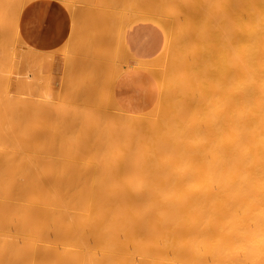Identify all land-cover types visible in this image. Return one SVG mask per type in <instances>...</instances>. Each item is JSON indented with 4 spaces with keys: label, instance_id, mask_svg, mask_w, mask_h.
Instances as JSON below:
<instances>
[{
    "label": "bare ground",
    "instance_id": "obj_1",
    "mask_svg": "<svg viewBox=\"0 0 264 264\" xmlns=\"http://www.w3.org/2000/svg\"><path fill=\"white\" fill-rule=\"evenodd\" d=\"M190 5L187 14L193 12ZM197 5L193 14L198 17L201 10L198 18L205 20L202 11L209 5ZM210 5L214 12L209 23L217 28L206 26L214 34L204 47L205 63L196 49L193 64L179 77L182 68L173 62L181 68L175 87L195 88L204 78L213 96L218 93L217 107L207 111L213 117L204 125L163 126L160 120L138 116L108 132L65 133L54 130L62 123L50 126L43 120L35 127L23 126V112L35 119L31 99L0 98V264H264V0H213ZM200 20L195 19L198 27ZM134 63L161 72V77L165 71L158 70V62ZM30 86L27 74L13 88L30 92ZM168 95L157 100L180 113L183 104L169 102ZM38 128L47 133L49 143H38ZM47 145L58 147L60 159L49 162L54 155Z\"/></svg>",
    "mask_w": 264,
    "mask_h": 264
},
{
    "label": "rangeland",
    "instance_id": "obj_2",
    "mask_svg": "<svg viewBox=\"0 0 264 264\" xmlns=\"http://www.w3.org/2000/svg\"><path fill=\"white\" fill-rule=\"evenodd\" d=\"M23 1H26V0H23ZM23 1L20 2V0H11V1L10 0H2L1 1L2 4H0L1 5L0 11H2V12H0V21H2V22H0V55H1L0 56V72H1L0 74H2V77H3V78L0 77V79L2 78V80H0V98L2 99L3 97L4 98L5 97L6 98L11 97L13 100L14 97L15 98L20 97L22 99H31L33 101V104H35L34 105L35 111L33 110V116L35 117L37 122L35 121V119H33V117H32V119L31 118L29 119V116L28 115L26 116V114H24V112H23L22 115H25L27 117V118H24L25 116H22L24 119L27 120V122H25L26 120H23V118H22V123L24 122L23 126L26 125L29 127V125H30V127H31L33 125L35 127V125L38 124V122L40 123V122H43V120H44V122L48 123L50 126H54L58 123H62V125H60V126H55L54 130L62 131L65 133H69V132L87 133V132H90L93 134L94 132L97 133V132L112 131L113 125L126 123L125 119L128 117H138V116L149 117L150 121L156 119L159 123V120H160V124H162L163 126L176 125V124L186 125V124H191V123H196L198 125H204V124H206L207 119L213 117V116H209L207 111L211 108L217 107L215 101L218 100L219 96H218V93H216V92H215V97L213 96L212 89L210 86H208L206 83H204L205 82L204 78L202 80L201 85H198L195 88L175 87L174 86V82L176 81V79L179 78L180 76H183L182 74H184L186 72L185 68H188L189 65L191 66L193 64V62H194L193 60H195L194 52L196 51V49L199 50V52H201V58H200L201 63H203V64L205 63V60H204V62H202V60L205 59V56H206L205 54H206V49H207L206 47L209 46V44H207V42L210 43L212 41L214 29H215V27L217 28V26L215 24H217L218 26L221 25V24L217 23L216 21H214L215 26L211 25V23H213V22H211V20L213 18L210 16L211 15L213 16V14H211V12L213 13L214 10L212 9L213 5H210V4H213V0H212V2H210L211 0L210 1L209 0H176V2L178 1L177 4L175 1L173 2L172 0H168V1L166 0L167 3L164 2L165 4L163 3L164 0H146V1L145 0H142V1L136 0V2L134 0H122V1L121 0H90V1L85 0V2H84V0H59L61 3H63V5H65L69 9H71L72 7H73L72 9H74V7L77 6L79 9H90V8L93 9L94 8L97 11L100 10L101 17L103 19H106V18L108 19V17H110V15H108L106 13V11L108 13L109 12L114 13L111 15L112 17L114 15L116 16V17L114 16L115 17V18H113L114 20L110 19L112 17H110L108 20L117 21L118 33L119 32L121 33V30H125L128 27L136 26L139 24L150 25V26L154 27L158 33V36L160 38L161 43H160V47H159L157 53L153 57H151V59H149L147 61L151 64H154V65H156L158 62L161 65V66L160 65L158 66V64H157L156 67H159L158 70L163 68V70L161 69V71H164V70L166 71L168 69V73H167V71L166 72L164 71V72H162V74L164 73L163 75L165 76V74L167 73L168 77L169 76L170 77L169 78L166 76L164 77L163 75L161 77L160 71H159L160 72L159 75H157L156 73H152L151 71H149V72H151V74H153L155 79L157 76H159V78L156 79L157 85H158V91H159L158 96H161V95L164 96V95H166L167 92H169V95H168V97L170 98V100H168L169 102L183 104V107H182L180 113H178V114H176V112L174 111V109L172 107H170L166 104V101H165L164 107H162L160 101L157 100L155 106L150 111L143 113V114H129V113L121 111L117 106H115V104L113 102L109 103L107 101V99L104 97H102L99 100L95 99L93 102L88 104V103H86V101L84 99H81V98H78V97L71 95V94L75 93L76 88L68 87L65 92L62 90H58V92H56V91L50 89L49 88V82L47 79V74H46V67H47L48 63L50 64V59H47V60H49L48 63L46 61V58H48V56L45 57V55H44L41 57V56H39L38 53H37L38 55H35L36 53L33 51L23 49V51H24L23 52L22 49H20V45L23 46V44L21 43V41H19L20 38H19V40L17 39L19 36L17 34V29L15 28V26H16L15 21L18 20V18H16V14H18L17 17H19V14L24 9V7L26 5H28L33 0H28L27 3L24 2L25 6L22 8L20 4H22ZM143 1H145L146 4L143 3ZM10 2H12V3H10ZM139 2L143 3L142 5L144 7L145 6L147 7V11L142 10V9H144V7H141L142 5H140ZM168 2L169 3L172 2V3L170 4V6L168 5V8H165V7L163 8V6L168 4ZM189 2H190V4L191 3H193L194 5L196 4L195 6H198L197 4H200L201 5L200 9H202L204 7V6L202 7V4L204 5V3H205V5L206 4L209 5V6L207 5L208 11L206 8L205 9L203 8V11H202L205 13V10H206V13L204 15V19L206 18L205 19L206 21L203 19L200 20L201 17L203 16V15H200L201 10L196 12V13H198L197 16L199 15L198 17H200V19L198 17H195L196 14H193V12L195 10L197 11L198 9L194 5H192V4L190 5ZM201 2H204V3H201ZM136 3H139V4L136 5ZM180 3H182L184 5L183 7L181 6L184 11L182 9H180L181 8L179 6ZM128 4H130V5H128ZM161 4H164V5H161ZM111 5L112 6L114 5V7H111ZM120 5H121V7H120ZM147 5H149V6H147ZM188 5H190L191 8H193V9H191L189 6V8H190L189 10H191V11L193 10V12L189 11L190 13L187 14ZM18 6H20L22 9L18 8ZM186 6H187V12H185ZM12 7L13 8L17 7V9H19V10L12 9L13 10L12 11L11 10ZM146 7H145V9H146ZM166 7H167V5H166ZM177 7H180L179 8L180 10H178ZM150 8L153 10L152 12H151ZM198 8H199V6H198ZM128 9H130V10H128ZM210 9H211V11H210ZM103 10L105 12H103ZM148 10H149V12H148ZM172 10H174L175 13H173ZM10 11L13 13H11ZM17 11H19V12H17ZM155 11H157V12H155ZM14 12H16L15 15H14ZM169 12H171V14H169ZM209 12H210V14H209ZM138 14H140V15H138ZM168 14H169V16H168ZM13 15H14V17H12ZM186 15H188V16H186ZM192 15L194 17H191ZM206 15H209V16H206ZM118 17L120 18L119 20H118ZM10 18H11V20H10ZM165 18H167L169 21L166 20ZM193 18H194V20H193ZM195 19L197 21H199V20L201 21L200 26L202 28L197 26V23L199 25L200 22L195 21ZM209 22H211V23H209ZM11 23L13 25H11ZM122 23H124L125 25ZM202 25H204V27H205L204 32L201 31L202 29L204 30ZM207 25L213 26V28H214L213 31L210 30V32H209V29L210 28L212 29V27L207 28L206 27ZM120 26H121V28H120ZM11 27L14 29L13 31H12ZM195 28L196 29L198 28L197 30H199L201 28V30H199V31H200V33L201 32L202 33L199 34V32H197ZM13 33H15V35ZM197 33L199 34V36ZM205 33H206V35H205ZM208 33H209V35H208ZM202 34L205 36V39H204V36ZM201 37H202V39H201ZM208 39H209V41H208ZM203 40L205 43L203 42ZM16 42L18 43V45ZM199 44H200L201 48H199ZM180 52H181V54H180ZM15 53H17V57H16ZM177 54H178V56H177ZM169 55H171L170 56L171 58L169 57ZM27 56H30V57H27ZM172 56H175L174 59H172L173 58ZM181 56H182L183 60H180ZM43 57L45 58V61H42L44 59ZM167 58H170V59L168 60ZM175 58H178V60L180 62H178ZM20 60H22L23 62ZM36 60L39 62H37ZM25 61L28 63H26ZM31 61L33 64H31ZM170 61H172V62H170ZM173 62L177 63L178 66L182 68V71H180L179 77H177V78H176V76H178L177 72H179L178 70H181V68H179L177 66V64H175ZM25 63L27 65L30 63L28 65V67L30 68V65H31V68L29 69L28 67H26ZM189 63H191V64H189ZM7 64H8V66H7ZM184 64H185V66H187L188 64L189 65L187 67H185ZM32 66H34V67H32ZM172 66H174V68L177 67L178 69L175 68L176 70H174ZM43 69H44V71H43ZM42 71H43V74H42ZM33 72L35 74H33ZM172 72H175V77H173L174 73H172ZM181 72H182V74H181ZM30 73L32 74V77L34 76V79H33L34 84H33V86H30V88L33 87V89H30L31 90L30 92L26 91V90H22L20 88H18L17 90L19 91V89H20V91H23V92L19 91L20 92L19 93V92L15 91V88H13V87H14V84H16L18 82V77H22V76L24 77L27 74H29L30 75V83L32 82ZM176 73H177V75H176ZM7 78H8V80H7ZM5 80H7V81L5 82ZM16 80H17V82H16ZM10 81L12 82L11 86H10ZM4 84H5V86H4ZM31 85H32V83H31ZM1 86H2V88H1ZM7 86L9 88H7ZM37 89H38V92H37ZM7 93H9L10 96ZM20 95H22V96H20ZM43 107L45 109L47 107L49 110H47V109H46L47 111H45V109H44V111L39 110V108L43 109ZM102 107L105 108V109L103 108V111H102ZM42 112H43V115H45V114L46 115L45 116L41 115ZM40 116H43V117L41 118ZM39 118H41L42 120H40ZM45 119H46V121H45ZM193 119H194V121H192ZM32 120H34L35 122L33 121L34 123H31ZM123 126H125V125H123ZM36 131L38 132L37 134H41V133L43 134V137H42V134H41V136H39V138L41 137L40 138L41 140L38 139V143L40 142L41 144H43V142L45 143V141H47L46 143H49L50 140L48 139V135L44 130H42V129L39 130V128H38V130H36ZM121 131H123V129ZM45 138H46V140H44ZM42 139H43V141H42ZM51 146L50 145L46 146L52 150L53 155H54V156H52V158H51V156L49 157L50 163L55 162L56 159H60L59 158L60 156L57 154L58 147L56 145L53 147H51ZM2 148H4V147H0V149H2ZM55 152H56V154H55ZM56 155L58 156L57 158H56ZM85 156L86 157H84V158L88 157L87 154Z\"/></svg>",
    "mask_w": 264,
    "mask_h": 264
},
{
    "label": "crops",
    "instance_id": "obj_3",
    "mask_svg": "<svg viewBox=\"0 0 264 264\" xmlns=\"http://www.w3.org/2000/svg\"><path fill=\"white\" fill-rule=\"evenodd\" d=\"M93 10L95 9L91 11V9H79L76 6L71 11V9L63 5L59 0L31 1L21 11L16 23L17 34L21 43L25 44L23 46L21 45L20 49L30 50L36 54L38 53L40 56L45 55L50 57L51 63H48L46 67V74L49 88L56 92L58 90L65 92L68 87H72L76 89L75 93L71 95L84 99L88 104L95 99L99 100L104 97L109 103L113 102L121 111L129 114H143L150 111L155 106L159 95L157 81L148 70L139 66H137L138 68L135 67L137 63L134 62L138 60L147 61L157 53L161 43L157 31L150 25L139 24L121 30L120 35H118L117 21L103 19L101 12L97 10L93 12ZM83 16L86 18L84 20H87L86 22L88 23L84 24ZM98 21L100 23L102 22L101 25H98L100 24ZM86 25L89 26L85 27ZM110 28H112L111 31ZM92 31L94 33L97 31L95 34L98 33L100 36L98 34L95 35ZM110 33H113L114 36ZM90 34L96 37L99 36V38L96 39L95 37V40ZM111 36L113 37L111 38ZM83 43L86 45L85 47ZM118 43L121 44L119 47ZM80 44L83 45L81 46ZM111 49L112 51L109 53ZM100 50L102 51L101 53L105 52L106 54L104 55H107L106 57L109 58H105L103 54L99 53ZM107 50L109 51L107 52ZM114 50H117L116 52L118 54L116 52L114 53ZM113 53L116 57L114 60V57H111L114 56ZM15 54L17 57V53ZM109 60H111L110 63ZM115 60L119 65L115 63ZM116 65L120 67H118L120 69H118L119 72L116 69ZM25 66L28 67L26 63ZM111 70L113 72L115 70L116 72L113 73ZM111 73H113L114 80H111L113 78L110 75ZM100 75L103 77H100ZM99 77L101 80H99ZM33 78L34 76L31 79V83L34 84ZM107 78H109L110 82L107 81ZM97 80L98 82H104L98 83L96 82Z\"/></svg>",
    "mask_w": 264,
    "mask_h": 264
}]
</instances>
